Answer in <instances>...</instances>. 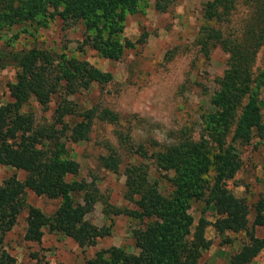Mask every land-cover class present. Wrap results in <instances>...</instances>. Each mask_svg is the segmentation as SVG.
<instances>
[{
  "label": "trees",
  "instance_id": "obj_1",
  "mask_svg": "<svg viewBox=\"0 0 264 264\" xmlns=\"http://www.w3.org/2000/svg\"><path fill=\"white\" fill-rule=\"evenodd\" d=\"M140 1L0 0V36L13 25L35 30L58 17L81 25L80 46L115 61L132 45L122 32L127 15L138 11ZM243 1L246 12L242 17L236 11L240 0H206L203 4L198 43L205 51L218 46L227 54V62L214 78L208 110L200 114L199 136H180L149 154L140 144L133 149L120 140L127 151L151 159L170 189L166 193L159 190L157 182L148 178L145 163L125 164L124 195L133 206L112 209L109 205L107 212L126 214L139 223L133 230L138 250L128 252L110 245L95 251L89 264H197L211 244L204 235L208 223L219 235L244 232L245 241L229 256L228 264H248L263 248L264 238L255 234V228L264 225V194L249 203L227 186L242 164L235 143L264 140L259 98L264 61L253 71L256 54L264 46V0ZM169 2L155 0L154 7L163 11ZM9 64L15 69V79L8 84L11 100L0 104V165L22 170L24 177L10 175L0 182V264H15L1 244L24 207V238L30 241H39L46 230L67 236L78 246H89L109 234V226L96 227L84 218L98 201V192L92 181L76 178L79 165L70 156L65 138L87 140L97 111L90 107L76 113L67 97L91 85L108 83L112 73L75 55L37 46L0 52V68ZM53 97L58 99L51 122L35 123L30 112L19 111L30 98L45 107ZM73 115L80 118L72 122ZM98 115L111 123L117 119L108 108L98 110ZM100 160L106 169L119 171L121 160L113 146ZM26 189L58 199L57 206L47 214L25 204L22 195ZM192 199H202L211 207V222L200 217L191 228L188 208Z\"/></svg>",
  "mask_w": 264,
  "mask_h": 264
},
{
  "label": "rangeland",
  "instance_id": "obj_2",
  "mask_svg": "<svg viewBox=\"0 0 264 264\" xmlns=\"http://www.w3.org/2000/svg\"><path fill=\"white\" fill-rule=\"evenodd\" d=\"M206 0H170L163 11L154 7L155 0H141L138 11L127 15L122 36L132 42L125 48L119 60L109 61L94 50L80 46L83 30L79 23L52 19L47 27L35 30L23 29L21 24L6 29L0 36V52L18 50L30 46L54 52H65L86 59L101 70L112 73V79L104 85H91L68 96L76 113L95 108L88 139L73 142L65 138L66 148L79 165L77 179L92 181L98 192L96 201L84 215L96 227L109 226V234L98 238L95 244L78 246L72 239L58 232L44 230L39 241L24 238L26 209L22 208L14 224L5 232L2 247L15 258V264H89L95 251L110 245L120 246L128 252H137L138 245L133 230L139 223L130 216L107 212L108 208H132L125 195V164L143 162L148 178L155 180L159 190L166 193L169 183L155 170L149 158H142L120 140L137 145L149 154L162 144L174 142L180 136L196 139L200 133V114L208 110L209 96L215 88L214 78L226 68L227 54L218 46L203 50L198 43L203 4ZM240 0L238 16L246 12ZM82 48V49H81ZM264 61V46L259 48L253 64L256 72ZM15 69L9 64L0 68V104L11 100L8 84L14 81ZM259 98L264 116V87ZM57 97L45 106L30 98L19 108L30 112L35 123L53 120ZM108 108L116 114V122L99 119L98 110ZM80 117L73 115L70 121ZM68 120V117H65ZM113 146L120 156L118 172L101 165L100 156ZM241 159V168L227 186L235 196L245 197L251 203L259 193L264 194V140L252 139L247 143H235ZM15 175L22 179L24 172L0 165V182ZM212 172L207 176L210 179ZM25 204L51 213L58 199L36 195L26 189L22 195ZM192 227L203 217L208 222L214 212L202 199H192L188 208ZM252 212L248 214V223ZM255 234L264 238V225L255 228ZM204 235L211 240L203 250L197 264H228L229 256L245 241L243 231L217 234L210 223L204 227ZM248 264H264V246Z\"/></svg>",
  "mask_w": 264,
  "mask_h": 264
}]
</instances>
